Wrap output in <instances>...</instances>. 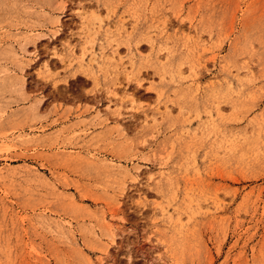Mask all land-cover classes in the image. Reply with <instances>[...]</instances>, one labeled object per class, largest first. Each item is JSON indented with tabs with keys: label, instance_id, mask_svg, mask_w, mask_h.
I'll list each match as a JSON object with an SVG mask.
<instances>
[{
	"label": "rangeland",
	"instance_id": "1",
	"mask_svg": "<svg viewBox=\"0 0 264 264\" xmlns=\"http://www.w3.org/2000/svg\"><path fill=\"white\" fill-rule=\"evenodd\" d=\"M0 264H264V0H0Z\"/></svg>",
	"mask_w": 264,
	"mask_h": 264
},
{
	"label": "bare ground",
	"instance_id": "2",
	"mask_svg": "<svg viewBox=\"0 0 264 264\" xmlns=\"http://www.w3.org/2000/svg\"><path fill=\"white\" fill-rule=\"evenodd\" d=\"M79 16H80V14H79Z\"/></svg>",
	"mask_w": 264,
	"mask_h": 264
}]
</instances>
